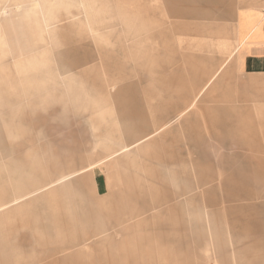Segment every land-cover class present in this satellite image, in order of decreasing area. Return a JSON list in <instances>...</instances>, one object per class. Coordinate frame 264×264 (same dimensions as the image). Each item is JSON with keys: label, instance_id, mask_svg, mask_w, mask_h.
I'll return each instance as SVG.
<instances>
[{"label": "rangeland", "instance_id": "obj_1", "mask_svg": "<svg viewBox=\"0 0 264 264\" xmlns=\"http://www.w3.org/2000/svg\"><path fill=\"white\" fill-rule=\"evenodd\" d=\"M194 1L202 14L187 18L186 30L182 33L180 21L165 10L171 1L78 0L72 2L76 3L73 6L69 0H47L48 8L58 16L52 17L57 23L56 34L51 33V37L47 32L44 36L49 63L45 65L46 79L53 85L54 79L60 78L58 89L66 93L69 82L56 73V60L61 52L59 67L68 70H63V75L71 74L76 84L72 93L79 107L73 115H54L59 109L57 101L32 116L26 110V122L31 123V126L27 124L30 134L35 135L39 127L43 128V138L34 145L53 159L59 157L60 165L50 171L49 179L99 163L109 154L120 151L140 153L144 142L157 132L156 129L147 133L149 124L140 117L148 118L153 114L159 119L161 113H171L174 106L191 100L194 90L180 94V89L189 85L183 72L185 68L189 69L198 58L199 72L207 77L225 61L227 63L216 81L187 113L154 137L159 140L163 151L181 154L171 166L180 189L195 188L199 177L206 174L214 176L212 186H206L204 191L210 190L216 203H204L203 190H194L190 194H194L197 201L185 205L183 218L180 213L174 214L170 206L184 198L153 214L135 216L140 205L126 192L123 178L126 171L133 177L138 174L145 178L147 166L149 169L155 166L153 155L149 154L147 160L138 159L134 165L127 164L124 173L118 164L109 165L113 163L112 159L68 182L84 196L78 206L80 219L97 211L107 218L106 225L110 229L99 237L98 243H103V239L118 242L122 236L124 246L131 245L138 258L133 256V250L125 251V256H118L116 250L110 254L107 247L93 248L91 242L95 240L91 239L87 243L90 246L83 245L74 250L66 248L47 259L46 264H146L147 257H152V264H241L250 257L261 259L263 263L260 264H264V75L239 74L232 56L237 11L241 7L264 10V0ZM4 2L0 0V6ZM40 4L36 9L38 16L45 11L42 0ZM228 9L232 13L229 14ZM2 33L7 43L5 50L11 53L14 36L20 34L18 28L4 24ZM173 45L177 55L168 63L163 56L172 51L170 46ZM157 46L169 47L161 50ZM152 62L155 65H151ZM73 105L62 104L60 109H73ZM136 131L147 134H137ZM232 157L236 158L232 161L242 167L243 172L244 158L253 157L249 160L248 171L244 172L251 183L248 191L252 199L232 203L223 200L226 190L222 183L228 177L241 183L242 189L239 190H245L243 181L232 175L233 169L224 168L227 158ZM115 160L119 161L118 158ZM258 166L263 167L261 174H257ZM156 187L160 194L176 191L170 186ZM42 208L35 206L31 213H40ZM191 208L200 212L201 221H192L189 216ZM57 212L52 222L37 225L42 234H47L50 225L65 232L78 222V218L71 219L61 207ZM152 216H157L158 220H152L148 228L136 226L140 220ZM174 217L183 220L184 228L175 225ZM24 222L19 215L11 217L3 226L6 230L13 227L19 230V244L22 241L20 234L25 233ZM155 223L163 225L154 227ZM214 226L218 227L226 247L225 255L220 257L215 254L211 239ZM85 228L88 234L94 230L90 226ZM121 229L127 230V237L119 232ZM147 234L150 240H138ZM248 247L254 253L243 257L231 255L233 249L238 251ZM56 257L60 261H56Z\"/></svg>", "mask_w": 264, "mask_h": 264}, {"label": "crops", "instance_id": "obj_2", "mask_svg": "<svg viewBox=\"0 0 264 264\" xmlns=\"http://www.w3.org/2000/svg\"><path fill=\"white\" fill-rule=\"evenodd\" d=\"M42 1L45 7L44 13L41 14L42 16H38L36 13L37 6L41 5L40 0H10L8 3L5 0L4 4L0 6V264H46L47 259L55 257L56 253L66 248L74 250L83 245H86V247L90 246L87 243L91 242V239L95 240L91 242L93 248L94 246L98 249H105L107 247L106 250H109L110 254L112 250H116L118 256H125V251L130 252L133 249L131 245L124 246L122 242L124 237L122 236L118 239V242H106L103 239V243H98L99 237L110 229L106 225L107 218L101 211H97L92 216H85L83 220L80 219L81 214L78 206L84 201V196L68 180L92 171L95 167L112 159L114 161L112 164L109 163V165L112 167L118 164L119 169L124 173L128 166L134 165L138 159L147 160L150 154L153 155L155 166L151 169L147 166V170L143 167L142 172L145 169V178L138 174H135L133 177L127 174V171L123 178L126 192L140 205L139 211H137L135 216H142L148 212H152L153 214L162 210L163 206L184 198L185 200L170 206V210L174 214L180 213V216L183 218L185 215V205H191L197 201L194 198V194H190L194 190H203L202 201L204 203H216L215 197L210 196V190L204 191L206 186H212L215 180L214 176L206 174L199 177L195 188L188 190L180 189L178 178L172 171L171 166H174V160L180 158L181 154L170 153L167 150L166 152L163 151V148L159 146V140H155L154 137L187 113L204 91L216 81L227 61L207 77H203L201 72H199L198 64L200 59L198 58L196 59V63L190 66L189 69L185 68L183 72L189 85L181 88L180 94H188V92L194 90L191 100L189 99L188 103H183L181 106H174V108H171V113H161L159 119L158 116L155 117L153 114H150L148 118L145 116L140 117V120L149 124L147 125L149 128L147 133H151L157 129L156 135H151L144 144L140 141L143 144L140 153L120 151L109 154L106 159H102L99 163L90 164L81 169L76 168L71 172L61 173L57 177L49 179L50 171L58 169L60 165L58 161L59 157L53 159L46 153H42L40 147L36 146L43 138V128L39 127L35 135H31L29 130L31 123L28 122V124L26 122V113L29 112L32 116L37 110H45L49 105H54V101H57L56 105L59 107L58 110H55L54 115L58 113L60 115H67L69 113L73 115L74 111L79 107L77 99L73 97L72 93V89L76 84L73 78L70 77L71 74H68L69 76L62 74L63 70H68H62L59 67L61 65V52H59V59L56 60V73L59 77L64 76L66 78L64 81L67 80L69 82L66 86V93H62L58 89L61 86L60 78L58 80L54 79L53 85H50L49 80L46 79L45 65L49 63L46 56L48 47L44 45V36L47 32L50 33L51 37V33L53 35L56 34L57 23L52 21V17L55 18L58 15L51 8H48L47 0ZM69 1L73 6L76 3L72 2H78V0ZM166 1H171V5H167L165 10L168 13L170 12L169 14L167 13L168 15H172L176 20L180 21L182 33L186 30L185 25L187 23L185 20L187 18L192 15L202 14V11L195 7L194 0ZM10 11L11 13L9 14ZM227 12L230 14L231 10L228 9ZM4 24L15 25L20 33L14 36V47L11 53H8L7 49L5 50L7 43L2 33ZM40 34L42 35L41 44L39 43ZM168 47L159 46L158 48L162 50ZM170 47L172 51H167L164 54L165 56H163L168 63L174 61L173 58L177 55L176 47L174 45ZM181 55L184 58L187 57L185 54ZM232 56L235 70L239 74L245 76L264 75L263 9L241 7L237 11ZM151 65H155V63L152 62ZM150 71L153 72V68ZM46 86L48 90H46ZM69 103L74 104L73 109H66L64 111L60 109V105L69 106ZM136 127L137 125H135ZM135 133L141 135L147 134L137 131ZM115 158H118L119 161L115 160ZM252 158H244V172L245 170L248 171L250 166L249 160ZM233 159L236 158H227L224 168L233 169L232 175L236 176L234 178L243 181L242 184L245 190H239L242 189L241 183L235 182L232 178L228 177L222 183L223 189L226 190L223 200L232 203L234 201L252 199L248 191V187L251 184L249 178L244 174L242 167L239 168V166L234 164ZM46 160L49 162L46 163ZM30 161L32 162L31 165ZM258 168L259 172L257 174H261L263 167L258 166ZM159 185L162 187H173L176 191L171 194H160L156 187ZM184 185L186 186V184ZM38 205L43 207L40 213H31L34 207ZM58 207H61L67 214H70L71 219L78 218V222L72 229L65 232L50 225L47 228V234H42L40 232L41 227H37V225L41 222H52L58 213ZM19 215L25 220L24 225H22L25 233L20 234L22 240L20 244L17 241L19 230L14 227L6 230L3 227L7 220ZM189 216H191L192 221H201L200 212L195 209L191 208L189 210ZM112 218L113 220L115 219V217ZM156 218L157 216L144 218L136 226L138 228H148L152 220ZM118 222L119 224L122 222L119 216ZM173 222L175 225H180L184 228L183 220L174 217ZM153 225L155 227L163 224L155 223ZM87 226L94 229L90 234L85 230ZM119 232L127 237V230L121 229ZM81 234L82 236H80ZM145 238L150 240L148 234L147 236H141L138 240ZM211 239L215 246V254L218 257L225 255L226 247L216 226L211 230ZM197 240H195L196 243H198ZM178 244L180 247L181 244ZM252 253H254V250L248 247L238 251L233 249L231 255L243 257L245 254ZM107 255L109 256V253ZM133 256L138 258L135 250H133ZM55 260L60 261L58 257ZM242 261L241 264L263 263V260L256 257H250ZM152 262V257H147L146 264H152Z\"/></svg>", "mask_w": 264, "mask_h": 264}]
</instances>
